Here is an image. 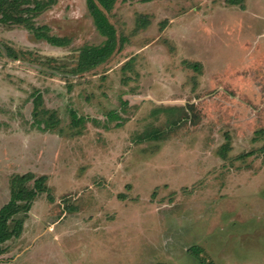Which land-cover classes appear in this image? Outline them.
<instances>
[{
    "label": "rangeland",
    "instance_id": "obj_1",
    "mask_svg": "<svg viewBox=\"0 0 264 264\" xmlns=\"http://www.w3.org/2000/svg\"><path fill=\"white\" fill-rule=\"evenodd\" d=\"M104 13L90 70L87 0L0 20V208L44 177L0 264H264V0Z\"/></svg>",
    "mask_w": 264,
    "mask_h": 264
},
{
    "label": "trees",
    "instance_id": "obj_2",
    "mask_svg": "<svg viewBox=\"0 0 264 264\" xmlns=\"http://www.w3.org/2000/svg\"><path fill=\"white\" fill-rule=\"evenodd\" d=\"M116 0H87V9L93 19L98 32L105 37L103 45L86 48L80 57V70H90L105 62L115 51L117 44L116 31L111 25L104 11L109 12ZM56 0H0V20L3 22H15L24 24L34 31L36 39H43L55 46L64 44L63 38L49 35L46 26L34 27L31 25V17L25 14L37 16L49 9ZM121 46L117 49L120 50ZM33 179L32 174H24L16 177L11 185L9 201L0 208V254L4 252V243L17 237L21 231L23 218L17 215L29 211L31 202L43 190L44 177L34 180L33 186H27L26 182Z\"/></svg>",
    "mask_w": 264,
    "mask_h": 264
}]
</instances>
